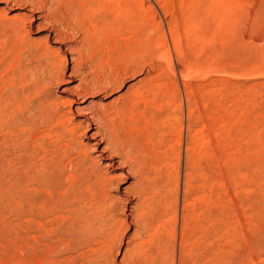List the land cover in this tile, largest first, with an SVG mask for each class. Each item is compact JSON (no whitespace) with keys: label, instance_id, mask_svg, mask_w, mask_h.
<instances>
[{"label":"rangeland","instance_id":"374dc122","mask_svg":"<svg viewBox=\"0 0 264 264\" xmlns=\"http://www.w3.org/2000/svg\"><path fill=\"white\" fill-rule=\"evenodd\" d=\"M72 5L82 20L98 23L100 43L110 48L111 68L130 71L118 87L86 94L82 100H75L73 88L78 82L70 76L69 47L74 43L55 39L39 17L50 11L59 14ZM99 18L101 22L109 19L101 25ZM21 19L25 31L12 25L19 26ZM45 45L65 60L62 78L51 85L47 96L72 99L75 122L84 119V110L76 111V106L107 107L137 87L139 80L154 76L159 83L167 81L168 74L175 76L181 90L190 92L192 102L188 106L183 102L181 130L174 114L163 112L159 101L140 102L127 113L143 136L153 134L165 150L160 162L166 177L164 185L157 186L158 196L162 195L160 212L165 201L169 206L158 228L165 233L177 216L178 234L190 227V238L194 232L197 237L189 238V243L200 238L202 264H264V0H0V153L9 156L6 168L0 170V193L4 192L6 201V208L0 205V264H79L91 251L96 257L99 243L91 239L80 246L85 249L83 255L79 248L74 251L64 243L68 237L61 231L72 219L71 206L57 204L52 212L44 206L37 217L19 211L24 205L35 208L28 205L30 198L49 194L39 183L38 173L48 168L68 171L67 160L77 154V148L85 149L106 172L122 173L115 163L105 165L109 160L101 156L103 144H96L91 129L77 143L68 140L65 127L50 130L38 122L29 131L21 123L36 112L37 98L26 83V71L33 52ZM155 87L161 94L162 89ZM13 90L22 98L20 103L12 100ZM187 107L193 113L188 117ZM22 158L27 161L23 166L18 164ZM121 181L110 194L125 198L121 190L132 178ZM64 193L72 196L71 190ZM133 202L123 199L117 210L125 220L112 261L120 258L135 229L127 216ZM86 243L93 244V250Z\"/></svg>","mask_w":264,"mask_h":264},{"label":"bare ground","instance_id":"6f19581e","mask_svg":"<svg viewBox=\"0 0 264 264\" xmlns=\"http://www.w3.org/2000/svg\"><path fill=\"white\" fill-rule=\"evenodd\" d=\"M79 12L77 7L72 5L67 9L65 7L64 10H60L59 14L50 11V13L47 12L45 15L39 16L46 21L55 39L74 43V46L69 47V49L72 52L70 58V62L72 63L70 76L77 79L78 82L73 88L75 100L84 99L86 94L92 95L94 92H104L107 89L118 87L120 81L122 82V78L130 73L128 69L118 70L111 68L108 51L110 48L108 49L106 46L107 43L106 45H101L100 43L98 23L94 22L95 20L89 23L86 20H82ZM108 19L105 18L102 22L105 21L106 23ZM105 23L104 25L106 26ZM12 25L16 29L20 28L25 31V20L21 19L19 26L16 22H13ZM50 52L54 53L50 54ZM32 58L33 62L30 63L26 71L29 74V80H26L28 81L26 83H29L28 87L35 93L37 107L36 112L34 114L32 113L33 115L31 114L28 120L21 123L29 131H32L34 128L32 130L30 129L38 122L45 123L49 126L48 129L50 130L65 127L64 130L67 132L68 140L77 143H81L79 139L80 135L86 130L91 129V136L96 139V144L98 146L103 144L100 151L101 156L109 160L105 165L112 166L115 163L122 169V173L110 174L106 172L103 169L104 167L102 168L97 163V160L90 156L85 149L76 147L77 154H73L74 156H70L67 160L69 164L68 171H54L52 168H48V171L43 170L38 173L39 183L49 190V194L47 197L34 196L30 198L31 200H28L30 201L28 205L32 206L34 204L35 208L28 207L27 209L23 204L24 206L21 207L19 213L24 214L26 217L28 215L37 217L40 215V210L44 206L48 207H45V209L47 208L49 212L57 209L60 204L71 206L72 219H68V223L62 226L63 230L61 231L62 234H66L68 237V240L66 242L64 241V243L70 245L73 249H80L81 245L84 246L83 244L91 239L93 243H99L96 248L100 250L96 257L90 255L93 251H91L92 253L89 252L90 254L86 253V251V254H84L85 249L78 250L81 255H85L82 260L80 259L81 261L78 260L80 261L79 264H202L198 260V257L201 256L199 254H202L198 246L200 238L197 239L196 245L192 243L194 240L189 243L190 227L187 229L185 227L182 228L178 234L176 219H174L177 216L172 217L174 220L171 218L174 224L169 229L165 228V230H168L165 233L161 228H158V225L161 223L158 224V220L161 215L164 216L163 214L168 210L167 206H169L167 205V201H165L161 207L163 211L160 212L159 199H162V195L161 198L158 196L160 195L158 187L164 185V177H166V171H161L164 162L161 163L162 161L160 162V159L164 160L163 155L165 150L162 149L160 143L155 141V138L152 136L153 134L146 135V137L143 136V133L135 126L131 117L132 114H127L132 112L140 102L143 104L150 102L152 104L159 101L157 103L160 104L163 112L174 114V119L178 121L177 124H179L178 126L181 130L182 121H184L182 120L183 102L184 104L186 103V106L192 103L190 101V92H187L184 87L181 90L175 76L170 77L168 74V77H166L168 78L167 81H158L159 83L152 76L151 79L149 78L150 80L148 78L146 81H144L145 79L139 80L137 87L128 91L127 94L119 96L116 102L107 107L95 108L92 105L87 108H80L76 106V111L84 110V119L75 122L71 115L73 107L71 103L72 99L68 98L60 101L56 98L52 100L49 95L47 96L51 90V85L57 82L59 83L62 78L64 72V57L59 56L56 51L50 50L45 45L43 49L36 48L32 54ZM169 66L174 69L172 62H169ZM135 70L136 65L132 68V72ZM22 76L20 75L18 79L20 80ZM13 80L15 81V77L13 78L11 74V86L13 85ZM155 86H158V89H162L161 94H157V91L154 90ZM14 87H11V89H14ZM16 94V90L11 91V98L15 103L17 101L20 103L22 98L17 97ZM156 97L158 98L156 99ZM187 109L186 116L188 117L192 113V109L190 107H187ZM127 115H130V118ZM65 121L67 122L66 126L64 124ZM67 147L69 148L68 150H71V144H68ZM23 158L18 163L19 165L23 166L26 164L27 161L23 160ZM8 160L9 156L6 153H0V170L6 168ZM46 161L48 162V160ZM63 166H66V163ZM128 177L132 178V181L121 190L125 198L110 194V190L118 186L119 181L122 182V179ZM66 190H71L72 196H70L71 194L66 195L64 193ZM131 198L134 199V202L130 205V213L127 216L131 218L135 229L127 241L120 258L117 261H112L110 255L116 251V246L122 238L124 228L123 220H125V218L123 219L117 214V210L121 208L123 199ZM0 205L1 207H5L6 205L4 192L2 191L0 193ZM195 225L199 231L200 227L197 224ZM41 229L43 228L41 227ZM193 231L191 229L190 232L192 233ZM194 233L193 237L195 235ZM191 243L195 246L193 247ZM92 245L90 246L89 244L86 248L89 251L91 248L93 250Z\"/></svg>","mask_w":264,"mask_h":264}]
</instances>
